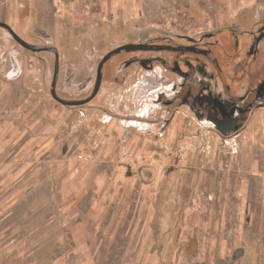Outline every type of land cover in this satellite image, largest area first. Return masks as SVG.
Listing matches in <instances>:
<instances>
[{"label": "rangeland", "instance_id": "1", "mask_svg": "<svg viewBox=\"0 0 264 264\" xmlns=\"http://www.w3.org/2000/svg\"><path fill=\"white\" fill-rule=\"evenodd\" d=\"M178 69L214 95L262 94L264 0H0V264H264V248L251 261L245 240L235 243L242 225L264 227V210L232 194L238 170L227 174V163L187 171L186 149L163 147L169 163L152 171V160H137L138 179L110 207L109 183L97 194L88 179L97 163L109 171V115L151 139L162 128L168 143L192 124L210 140L229 139L212 119L171 105L184 82ZM54 83L66 105L53 98ZM74 158L87 182L68 196ZM223 190L231 200L215 195ZM68 213L87 231L86 249L75 248Z\"/></svg>", "mask_w": 264, "mask_h": 264}, {"label": "crops", "instance_id": "2", "mask_svg": "<svg viewBox=\"0 0 264 264\" xmlns=\"http://www.w3.org/2000/svg\"><path fill=\"white\" fill-rule=\"evenodd\" d=\"M175 117L176 114L173 115L172 120L169 121L168 128L175 123ZM109 118H111L108 122L109 146L107 149L103 150V154L106 157L105 160L109 157V171L106 173L97 171L98 167H103L102 164L97 163L95 165L97 168L90 172L91 174L88 178L94 180L96 185L95 193L97 194L99 193L98 189L102 191L103 186L109 183V207L111 203L110 198L114 196V193H117L118 191L120 196L122 192H126L122 191L124 188L126 189L130 184L136 181L135 179H138L135 176L132 180V174L135 169H137V160L140 164H142V161L145 159L152 160L153 169L150 168V170L154 171L155 168L166 166L170 161L160 157L159 149H162L163 147H172V145L176 147L178 146L176 144L179 143V146L184 147L188 152L179 160L180 168H187V171H189L201 169L204 164L206 165L205 167H208L207 172L210 171L213 173L217 166L218 169H220L223 164L227 163L229 168L227 174L232 170L239 171L236 172L237 180L234 182L235 190L238 192L232 194L240 195V199L243 201L256 202L254 203L256 209L260 211L264 210L263 206L259 203L264 201V107L254 108L248 115L247 121L244 122V126L239 129L238 132L232 134L227 140H210L209 138H206V136L196 133L192 124L189 129H183V127L175 128L178 129L177 140L168 143L165 140H162V137L166 136V131H163L162 128L160 129L161 132L157 134L160 139L157 136L156 138L154 137L151 139V136L145 133L146 131H141V129L135 130V126H131L133 129L127 127L125 122L118 121L113 116L109 115ZM199 119L203 120V118ZM208 120L211 119L208 118ZM157 138L159 141L156 143L155 139L157 140ZM120 149L126 153V158H122L120 153L118 154ZM195 149L199 152H196ZM221 150H225L227 153H222ZM75 161H77V158L69 160L70 165L74 166L71 167L72 170L69 171L70 174L63 183L64 194H68V196L77 195L82 184L87 182V177L83 179V172H80V170H82L80 169L82 168V164H79V161L75 163ZM214 164L217 165L215 166ZM74 168H77V171ZM191 176L192 178H199L200 174L192 172ZM173 177L175 178L176 176H170L171 179H174ZM152 181L154 183L155 177L152 178ZM152 181L147 183L151 184ZM161 184L162 183H160L159 186ZM174 186L176 187V182L174 183L171 181L169 187L172 189ZM66 191H69V193H66ZM171 194V192L167 194L166 199H168ZM219 194L227 200H231L232 198V194L227 193L226 190H223L220 193H215L216 196ZM157 199L158 195L154 192L151 200L155 201ZM260 214L257 213L256 216L261 217ZM91 218H95L96 220H98V218L102 219L103 214H93L91 215ZM187 220L188 222L194 221V214H190ZM64 221L66 225L72 226L71 231L75 242V248L86 249L90 238L86 236L87 231L82 229L81 222L70 213L65 215ZM141 229L142 228H140L139 232ZM235 231V243L244 239L248 245L245 248L252 250V252H250L252 255V257L250 256L251 261L254 259L257 260L255 257L256 253L255 251L253 252V250L264 248L263 224L255 223L242 225V229ZM143 232H146V225L143 227ZM166 232H171V229L168 228ZM242 233L243 236L241 238ZM253 233H255L256 236L252 235ZM251 235L255 237V246L250 245V242L252 241L247 239V237H251ZM251 239L253 238L251 237ZM243 253H245V251H243ZM223 258L224 257H220V259ZM80 264H82V262Z\"/></svg>", "mask_w": 264, "mask_h": 264}, {"label": "flooded vegetation", "instance_id": "3", "mask_svg": "<svg viewBox=\"0 0 264 264\" xmlns=\"http://www.w3.org/2000/svg\"><path fill=\"white\" fill-rule=\"evenodd\" d=\"M163 62H165L164 58H160ZM99 69V68H98ZM177 70V67L176 69ZM179 71V69H178ZM183 77V81L181 83V87L178 90L177 86L174 85L172 90L175 92V98L174 102L172 100H169L172 104L175 102H183L184 105L187 107H190L191 110L196 114L199 118H209L212 120H223L225 118H231L233 115H236L240 118L242 117H248L250 112L254 109V106L256 104H259L261 100H264V91L261 92L262 94H259L258 96L254 97L253 99L250 98V93L247 95H244L243 97H236V96H228L222 95L219 93L218 95H214L209 90L210 85L203 82L201 80L200 84L195 87L192 86V81L190 80V74L187 71H179ZM98 76V74H97ZM102 83V79L100 82V86ZM55 83L53 84V90H55ZM99 86V88H100ZM97 88V79L95 82V90L93 96L97 94V91L99 90ZM145 88V86H143ZM52 90V91H53ZM56 92V90H55ZM163 93H159L158 100L161 99L163 96ZM61 99V98H60ZM251 99V100H250ZM63 102L61 104L66 105L67 102L63 99H61ZM60 103V102H59ZM218 126H220L222 129H225L226 127L224 125H221V123H218ZM237 132L239 131L236 127ZM219 132V131H218Z\"/></svg>", "mask_w": 264, "mask_h": 264}, {"label": "water", "instance_id": "4", "mask_svg": "<svg viewBox=\"0 0 264 264\" xmlns=\"http://www.w3.org/2000/svg\"><path fill=\"white\" fill-rule=\"evenodd\" d=\"M115 53H111L109 55H107L102 63L100 64L99 66V69H98V76H97V88H99L100 86V82H101V79H102V69L105 65V63L114 55ZM55 87V86H54ZM52 95H53V98L55 100H57L58 102L62 103L63 101L57 96L55 90L52 91ZM248 117H238L236 115H233L231 118H225L223 120H219V119H216V120H212L215 124V127H216V130L219 131L222 136L224 137H230L232 136V134H235L237 132L236 130V127L237 129H241L243 126H244V122L247 121ZM218 123H221V125H224L226 128L225 129H222L220 126H218ZM239 257V254L235 255V259Z\"/></svg>", "mask_w": 264, "mask_h": 264}, {"label": "built area", "instance_id": "5", "mask_svg": "<svg viewBox=\"0 0 264 264\" xmlns=\"http://www.w3.org/2000/svg\"><path fill=\"white\" fill-rule=\"evenodd\" d=\"M111 120V118H109V120L107 121V122H109ZM120 156L122 157V158H126L127 157V155H126V153L124 152V151H121L120 152Z\"/></svg>", "mask_w": 264, "mask_h": 264}, {"label": "trees", "instance_id": "6", "mask_svg": "<svg viewBox=\"0 0 264 264\" xmlns=\"http://www.w3.org/2000/svg\"><path fill=\"white\" fill-rule=\"evenodd\" d=\"M259 105L264 106V100H261V101L259 102Z\"/></svg>", "mask_w": 264, "mask_h": 264}, {"label": "bare ground", "instance_id": "7", "mask_svg": "<svg viewBox=\"0 0 264 264\" xmlns=\"http://www.w3.org/2000/svg\"><path fill=\"white\" fill-rule=\"evenodd\" d=\"M250 190V189H249Z\"/></svg>", "mask_w": 264, "mask_h": 264}]
</instances>
